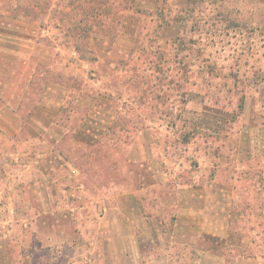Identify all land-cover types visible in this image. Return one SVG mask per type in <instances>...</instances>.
Segmentation results:
<instances>
[{
  "label": "rangeland",
  "instance_id": "obj_1",
  "mask_svg": "<svg viewBox=\"0 0 264 264\" xmlns=\"http://www.w3.org/2000/svg\"><path fill=\"white\" fill-rule=\"evenodd\" d=\"M20 1L22 22L0 27V49L21 54L0 59V107L19 132L8 154L43 236L38 253L15 248L14 264H136V182L155 181L136 164L137 137L154 140L182 184L231 183L261 230L264 0ZM169 185L145 200L151 215L171 205ZM105 197L121 212H106Z\"/></svg>",
  "mask_w": 264,
  "mask_h": 264
},
{
  "label": "crops",
  "instance_id": "obj_2",
  "mask_svg": "<svg viewBox=\"0 0 264 264\" xmlns=\"http://www.w3.org/2000/svg\"><path fill=\"white\" fill-rule=\"evenodd\" d=\"M18 7L22 8L20 0H0V27L22 22L13 15ZM6 36L10 34L0 31V40H5ZM20 56L17 51L7 54L0 49V59L10 61ZM8 120L0 107V252L1 249L5 251V264H14L13 250L20 247L27 253L35 247L38 253V238L43 233L32 230L29 216L34 214L25 213L26 200L17 190L18 184L25 189L30 182L22 174L14 176L13 168L19 165L8 151L11 145L19 146L13 144V138L19 132H13L14 129L7 132L6 127H12ZM153 141L143 145L138 137L136 139V164L146 168L144 170L155 180L150 184L142 183L141 179L136 182V264H264V211L257 220L263 226L259 230L253 224L254 219L241 212L243 207L234 199L237 190L231 183L201 178L189 184L180 183L178 174L170 170V160L163 152L157 151ZM261 163H264L263 159ZM158 164L157 174L155 166ZM39 181L36 178L33 184L42 185L43 180ZM167 181H170L167 191L172 203H162L159 206L161 212L151 215L146 210L145 200L151 199L149 194L154 186ZM261 195L264 196V190ZM16 201L21 204L19 208L14 206ZM100 203L106 212H121L115 198L105 197ZM167 207L171 208L172 217L164 225L160 213H166ZM151 221H154L159 237L157 241L151 235L154 230L151 228L150 232L148 229ZM18 235L21 236L19 241L16 240ZM17 242L19 246H16ZM178 253L181 255L176 256ZM146 257L148 261L145 263ZM23 258L20 257L18 262Z\"/></svg>",
  "mask_w": 264,
  "mask_h": 264
},
{
  "label": "trees",
  "instance_id": "obj_3",
  "mask_svg": "<svg viewBox=\"0 0 264 264\" xmlns=\"http://www.w3.org/2000/svg\"><path fill=\"white\" fill-rule=\"evenodd\" d=\"M93 8L94 7H91L89 10H93ZM89 10L88 9H85L84 11H85V14H88L87 12H89ZM87 20V19H86ZM82 20H80V22H81ZM88 29V27H86V26H84V31L85 30H87ZM84 59H86L87 60V58H84ZM229 75H231V72H230V74ZM243 91V94H242V98H244L245 97V92H244V90H242ZM26 107H28V106H26ZM31 111H32V108H30L29 110H27V116H29L30 114H31ZM186 135H187V133L186 134H184V136L182 137L183 139L186 137Z\"/></svg>",
  "mask_w": 264,
  "mask_h": 264
}]
</instances>
